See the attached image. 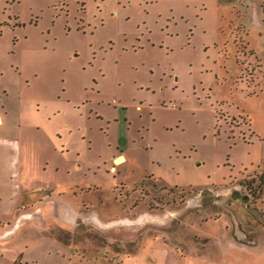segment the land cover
I'll use <instances>...</instances> for the list:
<instances>
[{"label": "rangeland", "instance_id": "rangeland-1", "mask_svg": "<svg viewBox=\"0 0 264 264\" xmlns=\"http://www.w3.org/2000/svg\"><path fill=\"white\" fill-rule=\"evenodd\" d=\"M262 181L264 0H0V264H264Z\"/></svg>", "mask_w": 264, "mask_h": 264}, {"label": "crops", "instance_id": "crops-1", "mask_svg": "<svg viewBox=\"0 0 264 264\" xmlns=\"http://www.w3.org/2000/svg\"><path fill=\"white\" fill-rule=\"evenodd\" d=\"M122 158L123 157L120 158L117 157L116 160L118 159L122 160ZM14 188L15 189H13V191H11V189L9 188L7 193L4 190L0 191V210L2 211L5 208H8V210L10 209L12 210L16 208L15 211L18 215V216L16 215L15 222L0 223V242L5 241L7 238L8 239L13 238L14 234L17 232V229L22 225V223H26V222L30 223V221H33L35 219L36 212L34 213L33 209L30 211H27V209L30 208L31 206H34L39 200H41L40 198H42L41 194L37 197L36 200L34 199L30 200L29 198H27L24 193V190H28L30 188H25L24 184L22 183L17 184ZM6 198L8 199L7 201L8 203L5 202ZM13 203L15 205H13ZM238 243H239L238 246H240L243 249L254 250L255 247L257 249L259 248L256 242L250 243L240 240L238 241ZM260 244L262 245L261 242ZM160 249L162 250L158 252L160 253L159 256H163L166 259L169 257H173L174 259L178 258L177 253L171 247H167V248L161 247Z\"/></svg>", "mask_w": 264, "mask_h": 264}, {"label": "clouds", "instance_id": "clouds-1", "mask_svg": "<svg viewBox=\"0 0 264 264\" xmlns=\"http://www.w3.org/2000/svg\"><path fill=\"white\" fill-rule=\"evenodd\" d=\"M86 222H90L93 224V226H99V221L96 217L95 214H89V216L85 217L84 218ZM69 223H71L73 226H75V221L72 220V221H69Z\"/></svg>", "mask_w": 264, "mask_h": 264}, {"label": "water", "instance_id": "water-1", "mask_svg": "<svg viewBox=\"0 0 264 264\" xmlns=\"http://www.w3.org/2000/svg\"><path fill=\"white\" fill-rule=\"evenodd\" d=\"M120 157H122V156H119L118 158H120Z\"/></svg>", "mask_w": 264, "mask_h": 264}, {"label": "trees", "instance_id": "trees-1", "mask_svg": "<svg viewBox=\"0 0 264 264\" xmlns=\"http://www.w3.org/2000/svg\"><path fill=\"white\" fill-rule=\"evenodd\" d=\"M262 182H264V181H262Z\"/></svg>", "mask_w": 264, "mask_h": 264}]
</instances>
